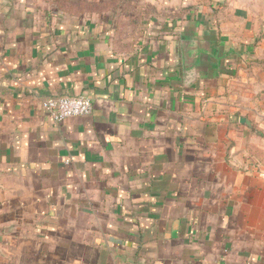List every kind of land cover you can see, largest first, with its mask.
<instances>
[{"label": "crops", "instance_id": "obj_1", "mask_svg": "<svg viewBox=\"0 0 264 264\" xmlns=\"http://www.w3.org/2000/svg\"><path fill=\"white\" fill-rule=\"evenodd\" d=\"M0 264H264V0H0Z\"/></svg>", "mask_w": 264, "mask_h": 264}, {"label": "built area", "instance_id": "obj_2", "mask_svg": "<svg viewBox=\"0 0 264 264\" xmlns=\"http://www.w3.org/2000/svg\"><path fill=\"white\" fill-rule=\"evenodd\" d=\"M42 106L55 122L69 117L85 116L92 110V102L87 96H48L43 99Z\"/></svg>", "mask_w": 264, "mask_h": 264}, {"label": "water", "instance_id": "obj_3", "mask_svg": "<svg viewBox=\"0 0 264 264\" xmlns=\"http://www.w3.org/2000/svg\"><path fill=\"white\" fill-rule=\"evenodd\" d=\"M189 53H190V50L184 51V68L186 71L190 70V68L192 67L191 55Z\"/></svg>", "mask_w": 264, "mask_h": 264}]
</instances>
